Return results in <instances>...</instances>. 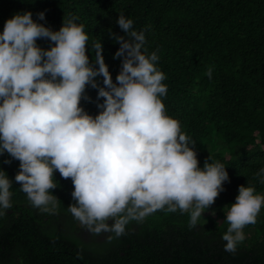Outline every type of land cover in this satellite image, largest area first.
Wrapping results in <instances>:
<instances>
[{"label": "trees", "instance_id": "obj_1", "mask_svg": "<svg viewBox=\"0 0 264 264\" xmlns=\"http://www.w3.org/2000/svg\"><path fill=\"white\" fill-rule=\"evenodd\" d=\"M29 9L36 19L46 10L41 22L55 30L64 18L78 17L90 36V57L91 46L103 41L114 79L123 57L115 56L120 44L112 32L123 34L121 13L133 19V27L145 31L148 54L157 51V66L166 73L167 114L196 141L200 166L219 160L231 179L195 227L189 226L191 210L166 206L108 240L110 233L90 232L71 213V177L57 169V186L49 191L60 198L59 211L44 212L15 181L20 160L5 152L0 170L13 179V195L12 207L0 215V264H264V207L244 227L246 238L235 252L225 250L222 238L239 186L249 182L264 193L256 174L264 168V0H0V31L15 12ZM38 43L47 48L53 42ZM98 79L103 85V76ZM86 91L91 99L82 104L99 114L105 98L91 85Z\"/></svg>", "mask_w": 264, "mask_h": 264}, {"label": "clouds", "instance_id": "obj_2", "mask_svg": "<svg viewBox=\"0 0 264 264\" xmlns=\"http://www.w3.org/2000/svg\"><path fill=\"white\" fill-rule=\"evenodd\" d=\"M36 15L39 19L31 9L17 11L0 31V155L20 160L15 181L22 182L31 202L44 212L59 211L60 198L49 191L57 186L58 169L75 185L71 213L90 232L110 233L108 240L125 234L132 220L166 206L191 210L189 226H197L230 173L219 160L208 158L201 167L196 141L167 114L166 73L157 66V51L148 54L145 31L119 15L123 34L112 36L120 44L115 56L123 62L114 79L103 41L91 46L90 57V36L78 17L64 18L55 30L41 22L46 10ZM38 38H50L52 46L43 47ZM89 85L105 98L99 114L82 104L91 99ZM262 173L264 168L256 174L264 183ZM12 183L0 170V215L12 207ZM230 205L222 238L225 250L235 252L246 238L244 227L255 223L264 207V193L241 184Z\"/></svg>", "mask_w": 264, "mask_h": 264}, {"label": "rangeland", "instance_id": "obj_3", "mask_svg": "<svg viewBox=\"0 0 264 264\" xmlns=\"http://www.w3.org/2000/svg\"><path fill=\"white\" fill-rule=\"evenodd\" d=\"M204 213H207V212H204Z\"/></svg>", "mask_w": 264, "mask_h": 264}]
</instances>
